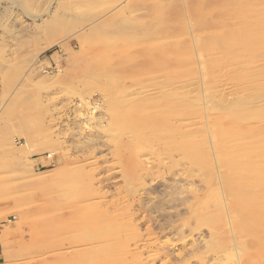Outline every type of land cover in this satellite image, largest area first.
Here are the masks:
<instances>
[{"label": "rangeland", "instance_id": "374dc122", "mask_svg": "<svg viewBox=\"0 0 264 264\" xmlns=\"http://www.w3.org/2000/svg\"><path fill=\"white\" fill-rule=\"evenodd\" d=\"M0 264H264V0H0Z\"/></svg>", "mask_w": 264, "mask_h": 264}, {"label": "bare ground", "instance_id": "6f19581e", "mask_svg": "<svg viewBox=\"0 0 264 264\" xmlns=\"http://www.w3.org/2000/svg\"><path fill=\"white\" fill-rule=\"evenodd\" d=\"M82 114V113H81Z\"/></svg>", "mask_w": 264, "mask_h": 264}]
</instances>
